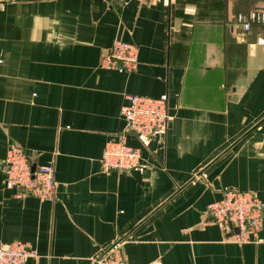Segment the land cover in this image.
I'll return each instance as SVG.
<instances>
[{"label": "crops", "instance_id": "1", "mask_svg": "<svg viewBox=\"0 0 264 264\" xmlns=\"http://www.w3.org/2000/svg\"><path fill=\"white\" fill-rule=\"evenodd\" d=\"M264 0H13L0 4V245L25 264H92L120 244L127 264H264L205 214L229 188L264 208ZM114 40L138 48L136 70L106 69ZM127 95L166 97L168 122L129 172L105 173ZM9 144L52 164L53 201L2 186Z\"/></svg>", "mask_w": 264, "mask_h": 264}, {"label": "built area", "instance_id": "2", "mask_svg": "<svg viewBox=\"0 0 264 264\" xmlns=\"http://www.w3.org/2000/svg\"><path fill=\"white\" fill-rule=\"evenodd\" d=\"M13 0H0V4ZM110 2L112 0H103ZM125 3L127 0H117ZM245 31L252 23H264V13L253 11L246 17L238 16ZM138 48L120 40H114L101 59L106 69L121 68L131 74L136 70ZM126 104L121 109L124 121L122 132L117 140L106 143L100 160L102 170L110 172H129L140 164L139 149L130 147L126 138L138 139L152 137L164 130L169 119L166 97L149 98L127 95ZM32 163L23 149L9 144L1 164L2 186L5 189H17V197H33L42 202L53 201L56 194L54 166L45 164L31 170ZM263 205L254 192L229 188L222 192L220 200L209 203L205 214L227 236L237 244L255 241L263 219ZM35 257V251L21 241L0 245V264H25L28 258ZM92 264H127L120 244L101 251L92 258Z\"/></svg>", "mask_w": 264, "mask_h": 264}, {"label": "water", "instance_id": "3", "mask_svg": "<svg viewBox=\"0 0 264 264\" xmlns=\"http://www.w3.org/2000/svg\"><path fill=\"white\" fill-rule=\"evenodd\" d=\"M36 165L35 164H32L31 166V170L33 171L35 169Z\"/></svg>", "mask_w": 264, "mask_h": 264}]
</instances>
